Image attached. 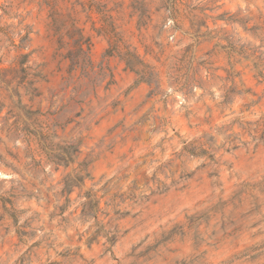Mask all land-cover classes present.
Wrapping results in <instances>:
<instances>
[{"label":"rangeland","instance_id":"1","mask_svg":"<svg viewBox=\"0 0 264 264\" xmlns=\"http://www.w3.org/2000/svg\"><path fill=\"white\" fill-rule=\"evenodd\" d=\"M0 264H264V0H0Z\"/></svg>","mask_w":264,"mask_h":264}]
</instances>
